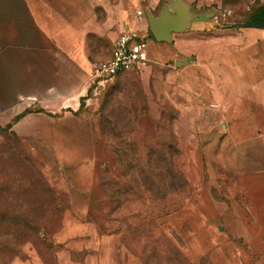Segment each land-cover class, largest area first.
Returning a JSON list of instances; mask_svg holds the SVG:
<instances>
[{
	"label": "rangeland",
	"instance_id": "374dc122",
	"mask_svg": "<svg viewBox=\"0 0 264 264\" xmlns=\"http://www.w3.org/2000/svg\"><path fill=\"white\" fill-rule=\"evenodd\" d=\"M168 1L160 0L153 14ZM147 2H141L135 15L145 13ZM193 3V13L217 12L211 25L176 34L171 44L150 39L149 64L141 72L121 74L99 90L90 84L84 99L64 100L56 108L24 101L10 121L0 125V264H86L99 255L81 248L90 237L83 228L100 237H119V264H145L142 247L132 241L124 244L121 234L102 233L88 212L98 164L105 176L119 152L151 151L138 142L152 136L135 129L130 107L141 98L142 89L149 109L144 123H159L161 141L164 126L175 118L178 162L189 182L172 198L174 207L158 220L157 234H165L199 264L191 260L186 241L169 221L184 215L203 194L216 202L221 240L241 245L253 235L264 238V30L209 29L245 22L264 1ZM95 11L102 18V12ZM115 32L87 38L92 64L110 57ZM185 58L190 62L176 67ZM221 122L227 131L220 130ZM190 170L198 171L193 179ZM250 176L259 178L254 183ZM161 248L167 246L162 243ZM201 261L217 264L209 254ZM254 264H264V252Z\"/></svg>",
	"mask_w": 264,
	"mask_h": 264
},
{
	"label": "crops",
	"instance_id": "0c3cea01",
	"mask_svg": "<svg viewBox=\"0 0 264 264\" xmlns=\"http://www.w3.org/2000/svg\"><path fill=\"white\" fill-rule=\"evenodd\" d=\"M142 1L0 0V125L9 122L24 101H35L36 107L56 108L64 100L84 99L90 92L93 66L85 47L87 38L109 31H118V38L123 30L137 28L135 11ZM145 1V15L160 4V0ZM187 1L194 4L196 0ZM95 9L102 12V18ZM219 128L228 130L225 122ZM196 174L197 170H190L189 179ZM258 178L250 176L248 180L255 183ZM215 204L213 199L198 194L184 215L169 219L176 234L186 241L191 260L199 263L209 254L217 264L257 262L264 252V238L253 235L241 245L235 240H221ZM82 230L90 237L81 248L93 249L99 255L90 257L86 264H119V237H100L95 230Z\"/></svg>",
	"mask_w": 264,
	"mask_h": 264
},
{
	"label": "trees",
	"instance_id": "16d2710c",
	"mask_svg": "<svg viewBox=\"0 0 264 264\" xmlns=\"http://www.w3.org/2000/svg\"><path fill=\"white\" fill-rule=\"evenodd\" d=\"M216 29L264 30V3L245 22L219 25ZM149 36L154 40L150 31ZM139 95L141 98L130 106L135 113L134 127L137 131L152 136L146 142L138 140L139 144L151 151L132 155L119 152L113 158L110 171H107L111 176L101 174V164L97 165L99 178L94 182L88 198L90 221L102 233L121 234L124 244L132 241L137 247H142L145 264L148 260L154 264H161L160 260L164 264H194L169 237L163 233L157 234L158 220L174 207L172 198L189 186L178 162L181 150L172 125L175 118H170L164 126L166 135L161 141L159 123L147 126L144 123L149 109L145 105L143 89ZM162 243L167 249L161 248ZM167 254H170L169 258H166Z\"/></svg>",
	"mask_w": 264,
	"mask_h": 264
},
{
	"label": "built area",
	"instance_id": "2783aa9c",
	"mask_svg": "<svg viewBox=\"0 0 264 264\" xmlns=\"http://www.w3.org/2000/svg\"><path fill=\"white\" fill-rule=\"evenodd\" d=\"M136 19L137 28L125 29L119 34L110 59L93 64L90 84L94 90L104 88L120 74L139 73L148 66L151 38L147 17L145 13H137Z\"/></svg>",
	"mask_w": 264,
	"mask_h": 264
},
{
	"label": "water",
	"instance_id": "95a60500",
	"mask_svg": "<svg viewBox=\"0 0 264 264\" xmlns=\"http://www.w3.org/2000/svg\"><path fill=\"white\" fill-rule=\"evenodd\" d=\"M217 12L193 13V6L187 0H169L164 2L157 15L146 12L149 31L158 43H173L174 35L186 33L205 24L211 25V19ZM198 23V24H197ZM197 24V25H195ZM212 30V26L209 28ZM190 62L189 58L177 61L176 67H183Z\"/></svg>",
	"mask_w": 264,
	"mask_h": 264
}]
</instances>
